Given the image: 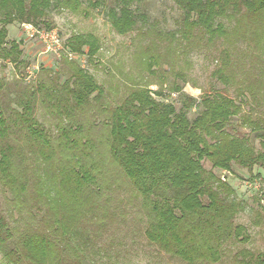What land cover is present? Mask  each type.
<instances>
[{"label":"trees","instance_id":"trees-1","mask_svg":"<svg viewBox=\"0 0 264 264\" xmlns=\"http://www.w3.org/2000/svg\"><path fill=\"white\" fill-rule=\"evenodd\" d=\"M172 1L182 13L177 29L139 44L137 81L132 71H109L115 96L70 58H97L101 44L90 33L66 40L63 83L48 70L30 87L0 77V186L10 195L7 213L0 209V253L7 264H100L98 241L117 217L116 189L130 194L148 244L171 259L220 264L230 245L249 242L236 223L244 203L214 170L264 171V0ZM136 2L0 0V62L23 63L21 42L8 40L12 25L52 31L56 13L87 18L103 8L124 36L137 25ZM191 49L216 51L212 78L222 87L198 99L176 82L168 94L165 81L152 90L142 73L162 64L188 83L174 70L179 50ZM239 255L240 264H264L262 254Z\"/></svg>","mask_w":264,"mask_h":264},{"label":"rangeland","instance_id":"rangeland-1","mask_svg":"<svg viewBox=\"0 0 264 264\" xmlns=\"http://www.w3.org/2000/svg\"><path fill=\"white\" fill-rule=\"evenodd\" d=\"M133 9L137 16V25L132 32L124 36L117 34L112 29L103 8L93 10L90 17L87 18L67 11L54 14L55 28L49 32H53L51 38L56 36L57 43H54V39H50L45 44L37 33L39 30L34 27L28 29L25 27L28 25L15 24L8 27V40L21 42L23 63L15 67L12 64L0 62V77H4L8 82L19 80L23 85L30 87L36 84L41 72L48 70L52 72V77L57 76L63 83L66 77L60 76L59 72L63 67L62 59L67 55L64 50L66 40L74 33H90L95 35L101 44L97 58L93 62H90L86 56L70 55V58H74L80 66L94 75L99 84L110 85L115 96L119 87L112 84L109 71L112 70L116 74L123 72L125 75L132 71L131 78L137 81L139 79L138 72L142 69L133 55L137 52L139 44H147L156 40L158 32H174L177 29L176 23L182 14L172 0H137ZM179 54V62L175 66L174 73L184 72L188 83L183 85L181 79L174 77L169 65L162 64L163 70L155 66L153 69L156 70V73L149 74L146 71L142 73L147 80L154 82V85L150 87L152 90L158 89L156 83L165 81L164 93L168 94L169 87L176 82L183 86L184 93L198 99L203 91L208 92L212 88L222 87L212 78L218 64L215 50L191 49L184 52L179 50ZM186 61L189 62V66H186ZM112 64L116 65L118 70L114 71ZM177 96V94H173L170 97L173 100ZM38 116L47 127H51L48 122L50 118L45 119L41 109ZM193 116L192 113L190 117ZM243 132L246 131L243 130ZM255 144L259 147L258 142ZM204 166L206 169H211L208 162H205ZM214 172L225 178L235 189L238 199L244 203L245 209L237 216L236 223L244 226L246 234L250 236L248 243L239 242L230 245L220 264H240L237 262L242 259L239 252L244 249L264 255V218L259 224L257 214L262 213L261 206L264 207V201L261 203L258 201L259 196L264 194V171L255 167L250 172L234 165L232 173L220 170H214ZM9 196V193L0 186V209L4 213H7L6 197ZM129 197L130 194L125 190L116 189L114 191L112 205L113 210L117 212V217L114 227L104 232L98 241L99 247L103 249L101 255L98 256L99 263L184 264L171 259L167 254L148 244L143 235L142 225L136 217V210L128 200ZM0 264H7L1 253Z\"/></svg>","mask_w":264,"mask_h":264},{"label":"built area","instance_id":"built-area-1","mask_svg":"<svg viewBox=\"0 0 264 264\" xmlns=\"http://www.w3.org/2000/svg\"><path fill=\"white\" fill-rule=\"evenodd\" d=\"M25 27H27L28 29H33L32 28L33 26H30V25L25 26ZM37 33L40 35V38L42 39V41L45 44L48 43L50 41V39H54V43H57L58 42L56 36H52V38H51V33H53V32H49V31H41V32H39V31H37ZM223 180H225L224 177H223Z\"/></svg>","mask_w":264,"mask_h":264}]
</instances>
